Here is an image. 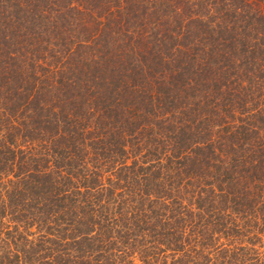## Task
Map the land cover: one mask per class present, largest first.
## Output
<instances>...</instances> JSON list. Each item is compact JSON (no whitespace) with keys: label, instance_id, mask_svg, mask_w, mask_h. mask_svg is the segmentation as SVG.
<instances>
[{"label":"trees","instance_id":"obj_1","mask_svg":"<svg viewBox=\"0 0 264 264\" xmlns=\"http://www.w3.org/2000/svg\"><path fill=\"white\" fill-rule=\"evenodd\" d=\"M0 264H264V0H0Z\"/></svg>","mask_w":264,"mask_h":264}]
</instances>
